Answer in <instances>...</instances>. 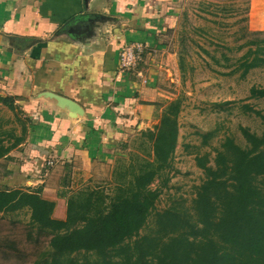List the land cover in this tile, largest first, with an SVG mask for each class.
<instances>
[{
	"label": "crops",
	"instance_id": "1",
	"mask_svg": "<svg viewBox=\"0 0 264 264\" xmlns=\"http://www.w3.org/2000/svg\"><path fill=\"white\" fill-rule=\"evenodd\" d=\"M178 4L0 0V95L28 117L24 140L0 159V185L40 187L62 218L71 193L111 180L120 152L152 129L157 101L171 93L173 54L157 35L174 25ZM143 41L137 72L122 71L120 49Z\"/></svg>",
	"mask_w": 264,
	"mask_h": 264
},
{
	"label": "trees",
	"instance_id": "2",
	"mask_svg": "<svg viewBox=\"0 0 264 264\" xmlns=\"http://www.w3.org/2000/svg\"><path fill=\"white\" fill-rule=\"evenodd\" d=\"M246 37L236 48L246 50L223 74L244 77L264 67V32ZM249 98H264V87L252 86ZM0 103L20 124L19 133H6L7 144L0 138L1 159L24 140L28 117L20 119L14 97L0 95ZM244 108L260 117L262 131L241 126L244 146L225 137L213 165L207 154L194 157L204 177L188 209L176 204L157 210L160 189L151 187L156 179L162 186L169 180L181 110L174 98L166 100L157 124L136 138L142 155L117 157L109 182L71 193L62 218L53 217L55 201L40 187L4 185L0 213L25 211L29 224L48 237L49 252L35 264H264V115Z\"/></svg>",
	"mask_w": 264,
	"mask_h": 264
},
{
	"label": "rangeland",
	"instance_id": "3",
	"mask_svg": "<svg viewBox=\"0 0 264 264\" xmlns=\"http://www.w3.org/2000/svg\"><path fill=\"white\" fill-rule=\"evenodd\" d=\"M177 9L176 18L172 19L174 25L157 35V44H168L173 54L166 67L170 63L174 68L169 98H162L157 105L162 111L166 100H181L178 140L167 174L169 180L165 186L159 179L151 184L152 188L160 189L157 210L176 204L184 209L190 207L195 187L204 177L195 164V156L207 154L208 164L213 165L216 149L225 137L244 146L241 126L257 134L262 131L260 117L247 111L244 105L264 115V98H249L252 86L264 87V67L251 69L244 77L238 73L223 74L233 69V62L246 50V47L236 49L246 41V36L264 32V0H179ZM18 116L25 119L22 112L18 111ZM11 129L19 133L20 124L14 112L0 103V138L4 144L11 141L6 134ZM206 135H209L207 143L202 144ZM137 137L119 157L129 158V153L142 155ZM3 173L0 168V176ZM10 188L17 187L10 185ZM58 216L53 213V217ZM48 252V237L29 224L28 213H0V264H35Z\"/></svg>",
	"mask_w": 264,
	"mask_h": 264
},
{
	"label": "built area",
	"instance_id": "4",
	"mask_svg": "<svg viewBox=\"0 0 264 264\" xmlns=\"http://www.w3.org/2000/svg\"><path fill=\"white\" fill-rule=\"evenodd\" d=\"M143 51L144 44L142 42H132L124 45L119 51L120 69L126 72H137L138 64L142 61Z\"/></svg>",
	"mask_w": 264,
	"mask_h": 264
},
{
	"label": "water",
	"instance_id": "5",
	"mask_svg": "<svg viewBox=\"0 0 264 264\" xmlns=\"http://www.w3.org/2000/svg\"><path fill=\"white\" fill-rule=\"evenodd\" d=\"M79 19H82V17H78V18H77V21H78ZM89 21H90V19H89ZM76 26H78V25H76ZM54 97H55V99H57L61 104H63V105H67V106L69 107L70 110H76V111H79V110H80L79 107H78L74 102H72L71 100H68V99H66V98H63V97H60V96H56V95H54Z\"/></svg>",
	"mask_w": 264,
	"mask_h": 264
}]
</instances>
